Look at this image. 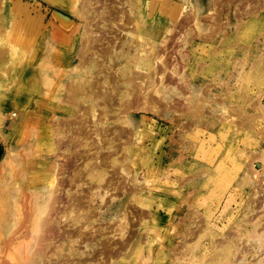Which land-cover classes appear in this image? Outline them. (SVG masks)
I'll list each match as a JSON object with an SVG mask.
<instances>
[{
  "label": "rangeland",
  "instance_id": "obj_1",
  "mask_svg": "<svg viewBox=\"0 0 264 264\" xmlns=\"http://www.w3.org/2000/svg\"><path fill=\"white\" fill-rule=\"evenodd\" d=\"M56 1L63 6L52 5L46 0L13 2L17 27L13 34L7 35L5 25H2L6 22L2 11L9 10L12 2L0 0V53L7 54L11 46L18 45L8 57L13 59L12 62L0 68V84L4 85L0 110L12 115L0 129L2 264H264V0H232L235 5L229 0L231 4L226 3L227 0H216L219 3L215 0H172L175 6H169L168 2L163 8L156 7L155 0ZM194 11L200 19L220 14V20H214L216 23L203 20L199 29L193 23L192 29L191 25L189 30L184 28L186 25L181 27L186 15L189 17ZM61 13L80 20L82 29L74 41L72 64L66 69L55 70L51 60L41 59L45 54L41 51L42 45L37 46L34 34L30 37V33L43 31L47 27L44 26L46 17L49 20L52 16L54 23L68 20L62 18ZM123 17L133 18L135 26L132 23L122 29L121 24H117ZM61 27L70 28L63 27L62 23ZM114 35L123 40L118 55L108 58L115 61L109 63V67L116 64L115 68L102 66L106 73L98 74L101 57H95V53L104 48L108 38L113 40ZM185 37L192 41L190 46L184 44ZM89 40L92 43H88ZM134 41L154 46V52L161 54L168 65H178L177 70L181 73L171 71L174 65H167L168 70L159 57L152 61H135ZM51 43L56 40L52 39ZM166 46L167 51L164 50ZM93 59L98 63L92 62L91 66ZM138 63L139 67L136 66ZM157 66L161 67V72L166 68V78L177 85L170 86L168 80V92L157 94L158 83L151 84L148 91L160 103L148 106L147 100L141 98L139 105H135L145 106L148 110L137 111L135 107L128 112L114 110L107 113L108 116L100 114L101 120L106 121L103 123L105 128L113 132L108 136L112 134L110 138H115L116 133L119 140L116 143L111 140L107 148L105 144L101 145L104 149H99L100 155L112 153L116 144H121L117 148L119 152L113 155L112 162L106 161L105 168L95 169L91 175L88 174L91 173L89 167L95 160H90L92 164L82 159L77 162L85 174L83 181L77 183V192L81 196H91V207H87L90 210L83 214L84 219L70 215L67 219H59L61 230L67 232L62 225L68 227L71 237L64 241L62 248L59 246L62 241H53L44 255L39 256L41 227L46 223L53 197L42 206L39 192L45 196L54 180L69 179L72 175L69 157L73 152L78 149L77 152L93 155L95 149L90 146L96 144L97 138H104L88 132L92 120L86 110L94 104L99 114L102 104L99 99L91 102L83 90L93 92L90 89L102 80V88L101 85L96 88L102 94L110 86L105 84L106 74L110 78L114 72L120 75L122 71L138 72L137 68H141L142 75L146 76L154 73ZM161 74L155 75L157 81ZM146 80L143 79V84L138 82L147 88ZM131 82L128 76L118 82V97L124 102L135 84ZM75 88L80 92L83 89V93L72 98ZM41 96L59 108L48 110L47 124L52 130L47 131L51 132L52 139L44 142L50 146L45 157L41 156L38 143L43 144L47 132L40 130L33 120L35 103ZM116 101L114 108L121 103L118 98ZM197 101L200 103L197 107L192 105ZM181 104L191 108L184 111L187 107ZM85 131L91 134L87 138ZM58 162L65 167L60 175L57 174ZM115 171L118 172L117 179ZM124 185L126 188H120ZM117 187L120 188L118 191L115 190ZM62 192L63 187L59 193ZM29 203L34 213L30 218L26 213V208L31 206ZM16 205L23 207L17 211ZM91 211L94 217H87ZM19 219L32 238L14 242V233L22 228ZM76 229L90 233L94 242L90 240L87 245L78 236L72 237ZM69 240L77 242L73 244ZM99 252L108 253L107 258ZM110 254L114 255L112 259Z\"/></svg>",
  "mask_w": 264,
  "mask_h": 264
},
{
  "label": "bare ground",
  "instance_id": "obj_2",
  "mask_svg": "<svg viewBox=\"0 0 264 264\" xmlns=\"http://www.w3.org/2000/svg\"><path fill=\"white\" fill-rule=\"evenodd\" d=\"M47 2H49V3H51L52 5H57V6H63V4H60V3H58L56 0H46ZM226 1V0H225ZM230 2H233L234 3V5H235V2L234 1H232V0H229ZM228 0H227V2L226 3H229V4H231L230 2H229ZM244 1V0H243ZM11 5H10V7H9V10H8V8H7V11L6 12H3L2 11V17H4V19L6 20V22H3V24L2 25H5V30H6V33H7V35H8V33H9V35L10 34H13L14 32H15V30H16V27H17V23H16V20H17V18H15L16 17V9H15V4L13 3V2H16L17 4L18 3H20L21 2V0H11ZM214 2H218V1H214ZM242 2V1H241ZM219 3V2H218ZM224 2H222V4H223ZM239 3H237V5H238ZM250 4V3H249ZM218 5V4H217ZM245 6H247L246 5V3H245ZM260 6V5H259ZM241 7H243V6H241ZM262 7V6H261ZM6 8V6H4L3 7V9H5ZM210 8V7H209ZM212 8V7H211ZM239 9V8H238ZM243 9V8H242ZM239 10H241V9H239ZM264 10V9H263ZM14 11V12H13ZM245 11V10H244ZM247 11V10H246ZM175 12V11H174ZM241 12H242V10H241ZM240 12V13H241ZM243 13V12H242ZM246 14V13H245ZM212 15V14H211ZM203 16V18H201L200 19V17H199V14H198V12H195L194 11V14H192V15H190L189 17L186 15V21L182 24V26L181 27H184L185 25V27L184 28H186V29H188L189 30V28L190 29H192V23H193V25L196 27V28H200L201 27V25H202V21L203 20H212V21H216L217 20V22H218V19L220 20V14L219 15H217L216 14V16ZM244 15V14H243ZM126 16V15H125ZM241 17H242V15H240ZM248 16H249V14H248ZM244 17V16H243ZM172 18H173V15H172ZM10 19H12L11 21V23H10ZM62 19V18H61ZM247 19V18H246ZM133 18H131V17H123L121 20H120V23H118L117 25H120L121 24V27H122V29H126V26H128V24L130 25V24H132L133 23ZM135 21V20H134ZM214 21V22H215ZM60 22H62V26L63 27H71L72 26V24L71 23H69L68 21H66V20H64V19H62V21H60ZM115 22V21H114ZM206 22H210V21H206ZM164 23H165V20H164ZM216 23V22H215ZM221 23V22H220ZM1 24V23H0ZM214 24V23H213ZM191 25V26H190ZM226 25V24H225ZM133 26H135L134 25V23H133ZM188 26H190V27H188ZM193 26V27H194ZM219 26V25H218ZM114 27V26H113ZM216 27V26H215ZM240 28V27H239ZM183 29V28H182ZM186 29H184L183 31H184V33H186L185 31H187ZM236 29V28H235ZM223 30V29H222ZM113 32V31H112ZM192 32H190L189 34H191ZM143 36V35H142ZM187 36H188V34H187ZM95 37V36H94ZM94 37H93V39H94ZM164 37H166V35H164ZM167 38V37H166ZM106 38H104L103 40H105ZM109 39V38H108ZM107 39V40H108ZM140 39V38H139ZM184 40H185V42H184V44L187 46V45H191V42L192 41H190V40H188L187 41V38L185 37V38H183ZM107 40L106 41H104V42H106V45L104 46V48L103 49H100L97 53H95V57H96V55H98V57H101L100 58V60H98V62L99 61H101V63L98 65L100 68L98 69V74H100L101 72H103V71H105V70H103L101 67L102 66H104L105 67V69L106 68H110V69H112L113 67L115 68V65L113 66V67H109V63H111V62H113V61H110L108 58L111 56V55H118V49H119V46H120V43L122 44V38L121 37H117V36H115L114 35V37H113V40H108V42H107ZM164 40H167V39H165L164 38ZM182 40V39H181ZM7 41H8V39H7ZM117 41H119V43H117ZM126 41V40H125ZM171 41V40H170ZM170 41H167V42H170ZM88 43H92V41L90 42V40L89 41H87ZM101 42H102V40H101ZM135 43H136V41H134ZM85 43V42H84ZM87 43V44H88ZM133 43V45L136 47V55L135 56H133V58L135 59V61H139V60H141V59H147L148 61L151 59V61H152V59H155V58H157V57H159L158 59H160L161 61L160 62H162L163 63V65L164 66H167L169 63L168 62H166L165 60L163 61V56H161V54H159V53H157V52H154V46H152V45H150L149 43H146V44H143L142 43V45H141V43ZM97 44V43H96ZM95 44V45H96ZM101 44V43H100ZM126 44V43H125ZM6 45L8 46V44H7V42H6ZM99 45V44H98ZM128 45H129V43H128ZM168 45H169V43H168ZM167 45V46H168ZM6 46V47H7ZM17 47H18V45H16ZM16 46H9L10 47V49H8L9 51H8V53L7 54H4L3 52H1L0 53V68H2L3 66L2 65H7V63L8 62H12V60H9V58L8 57H10V55H11V52L12 51H14V50H16V49H18ZM20 46H21V44H20ZM83 46H85V45H83ZM88 47H90L89 45H87ZM97 46V45H96ZM167 46H166V48H164V50L165 49H167ZM172 46V45H171ZM175 46V45H174ZM9 47H7V48H9ZM87 47V48H88ZM95 47V46H94ZM103 47V46H102ZM86 48V47H85ZM95 48H97V47H95ZM129 48V47H128ZM163 48V47H162ZM6 49V48H5ZM171 49H172V47H171ZM83 50V49H82ZM88 50H89V48H88ZM87 50V51H88ZM94 50V49H93ZM92 50V51H93ZM97 50V49H96ZM135 49L133 48V51H134ZM168 50V49H167ZM167 50H165V51H167ZM5 51V50H4ZM6 51H7V49H6ZM90 51V50H89ZM171 51V50H170ZM24 52V51H23ZM91 52V51H90ZM181 52V51H180ZM14 53V52H13ZM12 53V56L14 55ZM94 53V52H93ZM121 53V52H120ZM162 53H163V51H162ZM132 54V53H131ZM169 55V54H168ZM184 54L181 52V57L183 58L184 56H183ZM131 56V55H130ZM170 56V55H169ZM82 57V56H81ZM94 57V56H93ZM92 57V58H93ZM120 57V56H119ZM83 58V57H82ZM121 58V57H120ZM87 59V58H86ZM91 59V58H90ZM157 59V60H158ZM176 59V58H175ZM179 59V58H178ZM9 60V61H8ZM82 60V59H81ZM83 61V60H82ZM97 60L96 59H93V60H90V63H91V66H92V62H93V64H97L98 62H96ZM151 61H150V63H151ZM154 61V63H155V61L156 60H153ZM159 61V60H158ZM115 62V61H114ZM130 62V61H129ZM172 62V61H171ZM175 62V61H174ZM81 63V62H80ZM84 63V62H83ZM87 62H85L84 64H86ZM149 63V62H148ZM167 63V64H166ZM11 64V63H10ZM9 64V65H10ZM134 64V63H133ZM155 64H158V62L157 63H155ZM160 64V63H159ZM158 64V65H159ZM179 64V63H178ZM171 65H174V63L173 64H170V65H168L169 67L171 66ZM41 66V65H40ZM94 66V65H93ZM132 66V65H131ZM136 66L137 67H139L140 66V64L138 63V64H136ZM160 66V65H159ZM168 66H167V68H168ZM178 66V65H177ZM176 66V64L174 65V67L173 68H171L172 70L171 71H173L174 73H177V71L179 72L178 74H180L181 72L179 71V70H177V68L179 67H177ZM97 67V66H96ZM103 67V68H104ZM172 67V66H171ZM185 67V66H184ZM113 68V69H114ZM130 68V67H129ZM161 68V67H160ZM160 68H158V66H157V68L154 70V73H152L151 75H149V74H147L146 76L144 75H142V73H141V70H143V69H141V68H137V70H138V72H135V71H131V72H129V73H126V72H121V74L120 75H117L115 72H114V75H112V76H110V78L107 76L108 74H106V77H104V79H106V81H105V84L106 85H110L109 86V88H107L105 91H101L102 92V94H100V92H97L96 91V88H97V85L99 86V85H101V88H102V84H103V81L101 80V81H97V83L98 84H96V85H92L93 87V89H90V90H93V92H87L86 90H83V89H81V92H82V90H83V92L85 91V94L86 95H88V97H90L91 98V100H90V98H89V100L91 101V102H93L94 103V100L95 99H99L100 100V103L102 104V107H101V113H99V114H97V111H96V105H94V104H91L88 108H87V113L91 116L90 118V120H92L91 121V123H92V125H89L88 126V128L90 127L91 128V130H89L88 132H91V134H95L97 137H104L103 139L102 138H97V141H96V144L94 143H92V145L90 146V147H94V149H95V154H93V155H95L96 157H92L93 155L92 154H90V155H87V154H85V152H83V153H81V152H77V150L75 151V152H73V154H72V156L71 157H69V159H72V161L74 162V164H73V162L70 160V168H72V175L69 177V179H70V181H69V183H70V186H72V185H77V183H79V182H81V180L83 179V176L85 175L84 174V169L83 168H80L79 167V165H77V162L78 161H81V159L83 160V162H84V160H95V163L94 164H92L91 163V161H90V163L92 164V166H91V168L89 167V169H90V171H88V172H91V173H88V174H92V172H94V170L95 169H100V167H104L105 168V166L107 165V160H111V162L113 161V155L115 154V155H117L118 154V147L121 145V144H116L115 145V147L113 146V149L114 148H116L112 153H109L108 155H104L103 156V154L102 155H100L101 154V151L99 150V149H102V148H100V146L102 145V146H104V144H105V146L106 145H109L110 144V142H111V140H114L115 141V143H116V141L118 140V135H116V133L114 134L115 135V138H110V137H112L111 135L113 134V132L109 129V128H105V126L103 125V123H106V121H102L101 120V118H102V116H100V114H106V116H108L109 115V112L111 113L112 111H114V110H116L117 112L119 111V112H121V113H123V112H128L129 110L131 111V110H134V108L135 107H137V111L138 110H148L147 108H144V107H142V108H140L139 106H135L136 104L137 105H139V100H141V98H145L147 101L146 102H148L147 104H148V106H153V105H155L156 103H158L157 102V98L155 99L154 97L155 96H152L151 97V94L149 93V88H150V86H151V84H155V83H158L157 84V89H159L158 91H157V94H161L162 92L164 93V92H168V90L166 91V89L168 88V83L167 82H169L170 80L168 79V78H166V75H167V73H166V71H167V69L165 68L164 69V71H162L161 72V69ZM3 69V68H2ZM180 69V68H179ZM183 70H184V68H182ZM146 70V69H145ZM168 70H169V68H168ZM108 71V70H107ZM147 72L149 71V69H147L146 70ZM170 71V72H171ZM172 72V73H173ZM104 73V72H103ZM106 73V72H105ZM104 73V74H105ZM144 73V72H143ZM162 73V74H161ZM165 73H166V75H165ZM159 74H161L157 79H160V80H158V81H160V83L155 79V75H159ZM5 75V74H4ZM3 76V75H2ZM128 76V78H129V80H131V81H133L135 84H133V87H132V89H131V92H129V98L127 99V101H122L123 99L122 98H119L118 97V93H117V85H118V82H119V80H121V79H123V77L125 78V77H127ZM170 76V75H169ZM175 76V75H174ZM0 78H2V77H0ZM3 78H5L4 76H3ZM96 78H97V76H96ZM109 78V79H108ZM147 79L146 80V84H147V88H145V87H143L142 86V81H143V79ZM173 78V77H172ZM108 79V80H107ZM167 79V80H166ZM128 80V79H127ZM169 80V81H168ZM172 80V79H171ZM109 81V82H108ZM138 81H141V83L140 82H138ZM165 81H166V83H165ZM2 82V81H1ZM108 82V83H107ZM121 82V81H120ZM125 82V81H124ZM133 82H131V83H133ZM137 82L139 83V84H141V86H139L138 84H137ZM171 82L173 83V81H170L169 83L171 84ZM130 83V84H131ZM176 83V82H175ZM3 85V84H2ZM91 85H88V87L90 86L91 87ZM132 85V84H131ZM177 85V84H176ZM175 85V86H176ZM4 86V85H3ZM3 86H1V84H0V96H1V94H2V92L4 91V88H3ZM76 86V88H77V85H75ZM105 86V85H104ZM172 86V85H171ZM187 86H190V85H187ZM78 87H81L80 85H78ZM143 87V88H142ZM76 88H75V90H72V91H75V92H73V97L72 98H74V96H76V97H78L79 96V94L81 93L80 92V89L79 90H76ZM84 88V87H83ZM99 88V87H98ZM178 88H179V85H178ZM182 88V87H181ZM187 88V87H186ZM71 89V88H70ZM84 89H88L87 87L86 88H84ZM145 89V90H144ZM147 90V91H146ZM165 90V91H164ZM173 92H176L177 93V90L175 89V88H172L171 89ZM170 90V91H171ZM179 90V89H178ZM179 91H181V90H179ZM82 92V93H83ZM181 92H183V91H181ZM88 93V94H87ZM207 93V92H206ZM90 94V95H89ZM183 94V93H182ZM81 95V94H80ZM70 96V95H69ZM122 96V95H121ZM120 96V97H121ZM186 96V95H185ZM123 97V96H122ZM166 96L165 95H163V98H165ZM71 98V97H70ZM116 98H118V100H120L121 101V103H119V105H118V107L117 108H114V105H115V102L116 103H118L117 101H116ZM189 99V98H188ZM207 99V98H206ZM71 100V99H70ZM159 100V99H158ZM199 101H197V103H193L192 105H194V106H196L197 107V105H199L200 103H198ZM200 102H201V100H200ZM160 103V102H159ZM175 103V102H174ZM178 103V102H177ZM192 103V102H191ZM99 104V103H98ZM104 104V105H103ZM143 104V103H142ZM162 104V103H161ZM172 104H173V102H172ZM100 105V104H99ZM157 105V104H156ZM163 105H165V104H163ZM176 105V104H175ZM182 105V104H181ZM181 105H179L180 106V109H182V111H183V107L184 106H188V105H182L183 107H181ZM189 105H191V104H189ZM117 105H115V107H116ZM147 106V105H146ZM170 107H171V105H170ZM173 107V106H172ZM178 107V106H177ZM4 108V107H3ZM144 108V109H143ZM165 108H166V106H165ZM174 108V107H173ZM172 108V109H173ZM176 108V107H175ZM189 108H191V106H189V107H187V108H184V111L185 110H187L188 111V109ZM157 109H158V107H157ZM163 109V108H162ZM179 109V107H178V110H180ZM198 109V108H197ZM127 110V111H126ZM202 110V109H201ZM136 111V112H137ZM181 111V110H180ZM198 111V110H197ZM233 111V110H232ZM231 111V112H232ZM6 111H4V109L3 110H0V129H1V126L9 119V117H11L12 115H9L8 113H5ZM84 112V111H83ZM99 112V111H98ZM191 112V111H190ZM231 112H230V114H231ZM236 112H238L237 110H236ZM107 113H108V115H107ZM130 113V112H129ZM83 114V113H82ZM86 114V113H85ZM126 114V113H125ZM94 115V116H93ZM84 116V115H83ZM120 116V115H119ZM122 116H124V115H122ZM121 116V117H122ZM233 116V115H232ZM231 116V117H232ZM100 117V118H99ZM110 117V116H109ZM104 118V117H103ZM106 118V117H105ZM104 118V119H105ZM225 118V117H224ZM83 119V118H82ZM119 119H121L120 117H119ZM221 119H223V118H221ZM231 119V118H230ZM82 121V120H81ZM9 122V121H8ZM73 122V121H72ZM230 122V121H229ZM3 123V124H2ZM11 123V122H10ZM225 123V122H224ZM84 126L87 128V126H86V123L84 124ZM8 127V126H7ZM84 127V129H86ZM186 131V130H185ZM87 131H85V134H84V137L85 138H87V137H89V134L90 133H88ZM109 133H112L111 135H110V137L108 136L109 135ZM124 133V132H123ZM90 134V135H91ZM120 134V133H119ZM125 134V133H124ZM123 134V135H124ZM122 135V134H121ZM122 135V136H123ZM108 137V138H107ZM93 138V137H92ZM127 138H129V137H127ZM131 138H133V137H131ZM89 139V138H88ZM94 139V138H93ZM121 139V138H120ZM6 140V139H5ZM95 140V139H94ZM93 140V141H94ZM127 140H129V139H127ZM131 140V139H130ZM89 141V140H88ZM119 141V140H118ZM113 142V141H112ZM130 142V141H129ZM128 142V143H129ZM114 143V142H113ZM118 143V142H117ZM126 143V142H125ZM131 143V142H130ZM60 145V144H59ZM77 145H79L78 143H77ZM88 145H90V144H88ZM109 147V146H108ZM10 148V147H9ZM77 148V147H76ZM80 148V147H79ZM92 148H91V150H92ZM106 148H107V146H106ZM90 149V148H89ZM104 149V148H103ZM75 150V149H74ZM9 151V150H8ZM90 151V150H89ZM87 152H88V150H87ZM86 152V153H87ZM91 152V151H90ZM89 152V153H90ZM107 154V153H106ZM65 156V155H64ZM64 156H61L62 158L64 157ZM253 156V155H252ZM251 156V157H252ZM60 157V156H59ZM66 157V156H65ZM249 157V156H248ZM259 157V156H258ZM117 157H115L114 159H116ZM250 158V157H249ZM255 158V157H254ZM8 159V158H7ZM59 160V159H58ZM248 160V159H247ZM254 160V159H253ZM60 161V160H59ZM88 161V162H89ZM64 162V161H63ZM72 162V163H71ZM253 162V161H252ZM66 163V162H65ZM67 164V163H66ZM86 164V163H85ZM85 164H84V166L83 167H85ZM69 166V165H68ZM88 167V166H87ZM252 167V166H251ZM65 167H63L62 166V164L61 163H59L58 162V172H57V174L58 175H60L61 174V171L64 169ZM68 168V167H67ZM120 168V167H119ZM250 169V168H249ZM66 170V169H65ZM118 169L116 168V171H117ZM2 171V170H1ZM70 171V170H69ZM115 171V173H116V179H117V174H118V172H116ZM249 171V170H248ZM251 171H253L252 169H251ZM249 173V172H248ZM247 173V174H248ZM56 175V174H55ZM95 175V174H94ZM256 177V176H255ZM55 178V177H54ZM57 178V177H56ZM59 178V177H58ZM60 179V178H59ZM253 179V178H252ZM83 181V180H82ZM7 181H4L3 183H6ZM66 182H67V179H61V180H54V187H53V184L51 183L50 185H49V189L50 190H48V194H45V196L43 195V193H40L39 191V195H41V199L40 200H42V206L43 205H47L48 203H49V201H50V197L53 195V197H52V199H51V201H50V204H52L51 206H52V208H50V210H49V214H47L48 215V218H46L45 220H46V223H45V225L43 226V224H42V226L43 227H41V235H40V237H41V243H42V247L41 248H39V249H42L41 250V252H38L39 254V256L40 255H44V253L46 252V250H47V248H48V246L53 242V241H55V240H59V241H62L61 243H59V246L61 247V245H63L64 244V241L66 240L67 241V238L68 237H71L70 235H68L69 233H68V231L66 232V231H62L61 230V228H60V226L58 225L59 223H61L60 221H58L59 219H63V218H65V219H67L68 218V216L70 215V216H72V217H76V218H78V217H80V218H82V219H84L83 218V214H85V212H83V211H79V210H76V209H80V208H87V207H91V201H92V198H91V196H90V198H89V196H81L77 191L76 192H74V193H72V192H70V191H67V197H68V199L69 200H67L66 201V199H65V201L67 202V204H63V200H64V198L66 197V195H64L65 197H63V199H61V193H59V191L62 189V187H65L66 185ZM116 183H120V182H116ZM123 183V182H122ZM138 183V182H137ZM117 184V185H118ZM139 185V184H138ZM69 186V187H70ZM76 187V186H75ZM120 187V186H119ZM119 187H117V188H115V190L117 189V191L120 189V188H122L123 189V187H125V185L124 186H121L120 188ZM72 188V187H71ZM119 188V189H118ZM126 188V187H125ZM70 189V188H69ZM122 189H121V191H122ZM39 190V189H38ZM72 190V189H71ZM20 194V193H19ZM24 194H25V192H24ZM23 194H21L20 195V197L22 196ZM48 195V196H47ZM25 197V196H24ZM66 197V198H67ZM30 198V196H28V199ZM89 199V200H88ZM19 201V198H16V201ZM21 200V199H20ZM31 200V199H30ZM35 201V200H34ZM13 202V201H12ZM26 202H27V200H26ZM25 202V203H26ZM65 202V203H66ZM20 203H21V201H20ZM19 203V204H20ZM260 203V202H259ZM23 203H21V205H22ZM29 204H31V203H29ZM12 205V204H11ZM21 205H16V207L15 208H17V211L19 210H21L20 209V207H21ZM27 205V204H26ZM63 205V206H62ZM88 205V206H87ZM50 206V207H51ZM23 207V206H22ZM21 207V208H22ZM64 208L63 210H62V208ZM61 208V212H58V209H60ZM70 209V212H67L65 209ZM24 210V209H23ZM26 210H27V216H29V218H30V215L32 216L34 213H33V207H32V204H31V206H30V208L28 209V207L26 208ZM95 211V210H94ZM115 212V211H114ZM14 213H15V211H14ZM93 213H92V211L91 212H89V214H87V217H89V215H91L90 217H92L93 215H92ZM95 215V214H94ZM21 216V215H20ZM97 216V215H96ZM17 217V216H16ZM47 217V216H46ZM94 217V216H93ZM22 218V217H21ZM24 218V217H23ZM125 218V217H124ZM20 220V224L21 225H19V227L20 226H22V228L20 227V230L19 231H17L18 233H14V234H16V235H14L15 237V240L14 239H12V240H14V242H18V239H21V238H29V237H31V233H30V231L28 230V229H26L25 228V226H24V224L22 225V221H21V219H19ZM18 220V221H19ZM88 220H90V219H88ZM25 221V220H24ZM64 221V220H63ZM74 221H75V219H74ZM45 221L43 220V222L42 223H44ZM19 223V222H18ZM28 223H29V221H28ZM26 224V223H25ZM27 225V224H26ZM30 225V224H29ZM29 225H28V227H29ZM118 225V224H117ZM17 227H18V224H17ZM27 227V228H28ZM25 228V229H24ZM43 228V229H42ZM114 228V227H113ZM23 229V230H22ZM63 229V228H62ZM17 230V229H16ZM16 230H14V231H16ZM77 229H76V233H77ZM32 232H34L33 231V229H32ZM79 233H74V231H73V233L70 231V233H72L73 235H72V237L74 236H78L77 238L78 239H80L83 243H90L91 241H93L94 242V236L93 237H91V234L89 233V234H87V232L85 233V232H82V231H78ZM90 232V231H89ZM30 233V234H29ZM94 233V232H93ZM13 234V233H12ZM257 235V234H256ZM13 236V235H12ZM96 236V235H95ZM118 236V235H117ZM259 236V235H258ZM257 237V236H256ZM11 238H13V237H11ZM32 238V237H31ZM93 238V239H92ZM260 238V237H259ZM259 238L257 239V240H259ZM262 238V237H261ZM260 238V239H261ZM11 240V241H12ZM91 240V241H90ZM111 240V239H110ZM56 241V242H57ZM58 241V242H59ZM69 241H73V244L75 243V242H77V240H69ZM260 241V240H259ZM13 242V241H12ZM57 242V243H58ZM110 242V241H109ZM108 242V243H109ZM127 242V241H126ZM117 243V242H116ZM12 244V243H11ZM16 243H14V246H16L15 245ZM119 244H120V242H119ZM123 244V243H122ZM129 244V243H128ZM87 245H89V244H87ZM102 245H104V244H102ZM127 245V244H126ZM125 245V246H126ZM105 246H106V244H105ZM123 246H124V244H123ZM112 247V246H111ZM110 247V248H111ZM127 247V246H126ZM62 248V247H61ZM60 248V249H61ZM107 248V247H106ZM109 248V247H108ZM110 248L108 249V250H110ZM38 249V250H39ZM105 250V249H104ZM108 250H106L105 252H107ZM118 250L119 249H117L116 250V252L117 253H119L120 254V252H118ZM123 250V249H122ZM40 251V250H39ZM92 252H94V254H95V251H92ZM104 252V253H105ZM116 252H115V254H116ZM100 253V252H99ZM104 253H100L102 256H106V258H107V254L108 253H111V251H108V253L106 254H104ZM114 253V252H113ZM93 254V255H94ZM104 254V255H103ZM118 254V255H119ZM91 255H92V253H91ZM38 256V257H39ZM95 256V255H94ZM98 256V255H97ZM109 256V258H111V257H113L112 256V254H110V255H108ZM115 256H117V254L115 255ZM67 257V256H66ZM69 257V256H68ZM68 257H67V259H68ZM101 257V256H100ZM112 259V258H111ZM110 259V260H111ZM103 260V259H102ZM83 261V260H82ZM85 261V260H84ZM68 262V261H67ZM107 262V261H106ZM102 263V262H101ZM104 264V263H103Z\"/></svg>",
  "mask_w": 264,
  "mask_h": 264
},
{
  "label": "crops",
  "instance_id": "obj_3",
  "mask_svg": "<svg viewBox=\"0 0 264 264\" xmlns=\"http://www.w3.org/2000/svg\"><path fill=\"white\" fill-rule=\"evenodd\" d=\"M173 1L176 2L177 0H173ZM168 2L171 4L169 6H171V7L175 6L172 3V0H155V6L156 7L161 6V8H163L164 4H166V3L168 4ZM42 13L46 16V14L43 11H42ZM71 16H72V18L62 14V18L68 19L66 21L73 22L72 24H74L73 25L74 28L73 27H70L69 29L62 28L61 27L62 22H58V23H54V21L52 22V16H51V18L49 20L46 17L47 20L45 19L44 26H47V27L43 28V31H41V32L40 31H37V32L32 31L30 33L31 34L30 37H32L34 34L37 46L40 47L42 45L41 51H43V53H45V54L41 57V59H43L45 61L51 60L53 62L52 66L54 67L55 70H56V68L61 69V70L66 69L72 64V61H73L74 41H75V38L81 32V29H82L81 24L82 23L80 20L75 18L73 15H71ZM52 39L56 40V43H51ZM54 50H56V51H54ZM38 51H40L39 48H38ZM49 52H51L50 56H48ZM176 84H170V86L176 85ZM40 98H37L36 103H35L36 112H35V115L33 117V120H34L35 125H39L40 130H43V131L46 130V132H47V133L44 132V134L46 133L45 134L46 140L44 139L43 144L40 142L39 143L37 142L38 145L41 146V156L43 155V157H45V151L46 152L50 151L49 150L50 146H48L44 142L52 139L50 137L51 132L47 131V130H49V131L52 130L49 127V125L47 124V122L49 120L48 116L50 115L48 110L49 111L50 110H56L57 107L54 105V103L50 99H46L43 96H41ZM57 109H59V108H57ZM169 137H171V136H169ZM0 153H1V148H0ZM47 157H50L49 153H47ZM48 163H50V162H48ZM0 167H2L1 163H0ZM49 167H50V164L47 165V168H49ZM36 172L38 173V169ZM41 179H43V178H41ZM0 264H2V261H0Z\"/></svg>",
  "mask_w": 264,
  "mask_h": 264
},
{
  "label": "flooded vegetation",
  "instance_id": "obj_4",
  "mask_svg": "<svg viewBox=\"0 0 264 264\" xmlns=\"http://www.w3.org/2000/svg\"><path fill=\"white\" fill-rule=\"evenodd\" d=\"M69 181H70V179H67V182H66V186L65 187H63V192L61 193V199H63V197H65L64 195H66V197H67V191H70V192H72V193H74V192H76V191H78V188L77 187H75V186H77V185H72V186H70V183H69ZM70 186V187H69ZM72 187V188H71ZM70 188V189H69ZM72 189V190H71ZM79 193V192H78ZM81 194H84L83 192H81ZM86 194V193H85ZM64 198V200H63V204H67V200H69L68 199V197L67 198ZM65 199H66V201H65ZM66 202V203H65ZM62 208V207H61ZM61 208L60 209H58V212H61L64 208H62V210H61ZM67 212H70V209L68 208V209H65ZM76 210H79V211H83V212H87V211H89L90 209H87V208H80V209H76ZM64 211V210H63ZM62 228L63 229H65V230H67V231H69V228L68 227H66V226H64V225H62ZM72 230H74V229H72ZM83 246V245H82Z\"/></svg>",
  "mask_w": 264,
  "mask_h": 264
}]
</instances>
